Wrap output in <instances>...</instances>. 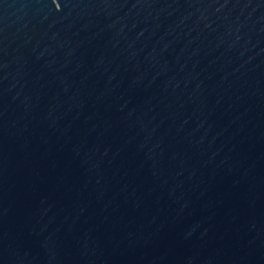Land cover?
Masks as SVG:
<instances>
[{"label":"water","instance_id":"obj_1","mask_svg":"<svg viewBox=\"0 0 264 264\" xmlns=\"http://www.w3.org/2000/svg\"><path fill=\"white\" fill-rule=\"evenodd\" d=\"M0 264H264V0H0Z\"/></svg>","mask_w":264,"mask_h":264}]
</instances>
